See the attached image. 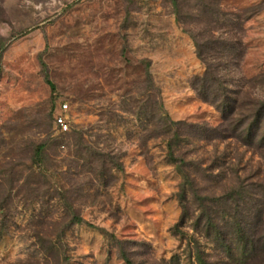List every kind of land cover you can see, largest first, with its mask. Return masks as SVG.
<instances>
[{
  "label": "rangeland",
  "instance_id": "obj_1",
  "mask_svg": "<svg viewBox=\"0 0 264 264\" xmlns=\"http://www.w3.org/2000/svg\"><path fill=\"white\" fill-rule=\"evenodd\" d=\"M260 214L264 0H0V264H264Z\"/></svg>",
  "mask_w": 264,
  "mask_h": 264
},
{
  "label": "trees",
  "instance_id": "obj_2",
  "mask_svg": "<svg viewBox=\"0 0 264 264\" xmlns=\"http://www.w3.org/2000/svg\"><path fill=\"white\" fill-rule=\"evenodd\" d=\"M49 86H51V88L53 89V86L51 83H48ZM230 114V111L227 109V107H225L224 105L222 106V109H221V116H222V121H226L227 120V117L228 115ZM251 129L249 130V134L248 136L249 137H252V134L250 133ZM44 148L43 145H38L35 149V156L38 157L42 151V149ZM169 149H170V153L172 151V146L169 145ZM231 198V197H229ZM229 198H226V197H222V198H218V199H214V203H226L228 201ZM227 199V200H226ZM182 208L185 209L184 205L182 204ZM222 216L224 217H228L229 219H234V215H230L229 213H226V211H223V213H221ZM263 217L264 215L263 214H260L257 221H258V224H259V228H260V232L259 234L257 235V237H255V233H252L254 231V227H250V226H247L245 227L243 224H246V223H237L236 220H234V224H236V227L233 228L234 231L230 234L231 236H233L235 239L238 240V242H240L243 247H244V253L245 255L248 254L249 252L251 253H256V252H260L261 251V256L264 257V231L261 230V226L264 224V221H263ZM77 222H80V219H77ZM250 227V228H249ZM215 229V227H213ZM249 228V229H248ZM206 232V235L208 237H211V235L208 233V231H205ZM229 236V235H227ZM215 242L216 244L218 243H224V241L227 240L226 238V235H224L222 233V230L218 229V232L216 233V236H215ZM260 241V245L258 247V242ZM227 252L228 254H231L232 253V248L230 246L227 247ZM126 264H132L127 258L124 259Z\"/></svg>",
  "mask_w": 264,
  "mask_h": 264
},
{
  "label": "built area",
  "instance_id": "obj_3",
  "mask_svg": "<svg viewBox=\"0 0 264 264\" xmlns=\"http://www.w3.org/2000/svg\"><path fill=\"white\" fill-rule=\"evenodd\" d=\"M67 105L65 103L60 105V114L54 117V124L55 126L61 131L66 132L68 130L66 117L64 114L67 112Z\"/></svg>",
  "mask_w": 264,
  "mask_h": 264
}]
</instances>
